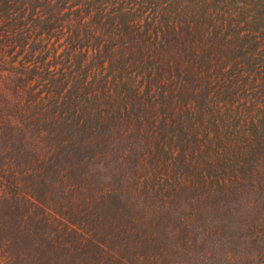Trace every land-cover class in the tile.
I'll use <instances>...</instances> for the list:
<instances>
[{
	"label": "trees",
	"instance_id": "1",
	"mask_svg": "<svg viewBox=\"0 0 264 264\" xmlns=\"http://www.w3.org/2000/svg\"><path fill=\"white\" fill-rule=\"evenodd\" d=\"M0 264H264V0H0Z\"/></svg>",
	"mask_w": 264,
	"mask_h": 264
},
{
	"label": "rangeland",
	"instance_id": "2",
	"mask_svg": "<svg viewBox=\"0 0 264 264\" xmlns=\"http://www.w3.org/2000/svg\"><path fill=\"white\" fill-rule=\"evenodd\" d=\"M116 202V200H110L109 201V204H110V207L114 204ZM109 207V208H110ZM109 208L107 207V210L106 209H104L105 210V214H110V215H112V216H114L112 213L114 212V211H112V210H109ZM115 217V216H114ZM122 223H126L123 219L121 220V219H119ZM133 239H136L134 236H133ZM87 260H89V258L87 259Z\"/></svg>",
	"mask_w": 264,
	"mask_h": 264
}]
</instances>
